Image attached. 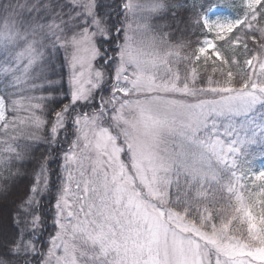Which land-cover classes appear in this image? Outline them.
Returning a JSON list of instances; mask_svg holds the SVG:
<instances>
[{"label": "snow or ice", "instance_id": "1", "mask_svg": "<svg viewBox=\"0 0 264 264\" xmlns=\"http://www.w3.org/2000/svg\"><path fill=\"white\" fill-rule=\"evenodd\" d=\"M197 7L0 3V169L26 158L19 130L47 136L31 177L0 171V264H264V170L240 182L264 148V0L230 19ZM138 9L177 27L193 11L212 38L181 55L190 43L167 44L151 17L126 23Z\"/></svg>", "mask_w": 264, "mask_h": 264}, {"label": "trees", "instance_id": "2", "mask_svg": "<svg viewBox=\"0 0 264 264\" xmlns=\"http://www.w3.org/2000/svg\"><path fill=\"white\" fill-rule=\"evenodd\" d=\"M205 0H203L201 3H199L197 0H162V2L170 7L172 4H175L177 2L183 3L188 9H191V6L195 3L197 7V11L199 9V5L204 4ZM6 0H0V3H5ZM155 20H159V28L162 29L163 33L167 32L170 33L169 36H167L171 41L173 40H185L190 41L193 40L197 36V31H200L198 26L195 25V13L193 11H183L177 13V19L181 21L179 24V27H177L176 23L172 19V13L168 11H161L156 17H154ZM165 25H170V27H166ZM202 36V35H200ZM222 43V42H220ZM249 46L251 47L252 44L249 42ZM192 65H195L197 67V70L200 64H197V62H192ZM210 74V69L208 70ZM63 78H64V89L67 90L68 83H67V74L65 72V69L63 71ZM27 95H40V93H26ZM32 135L36 137L35 140L29 139L27 137L24 141L23 138H20L13 143H15L18 146V150L21 152L26 153V158L21 163H13V165L7 169H0V171L3 172V177L7 178L10 175L14 174L17 169L20 171H27L29 176L31 177L36 171L39 170L40 164L44 160V156L42 155L45 153L47 145L45 143V140L47 139L46 136V129L42 128V130H39L36 132L34 130L31 132ZM66 146H68L66 144ZM67 148V147H66ZM56 170V172H58ZM51 180L53 182H56V173H52ZM27 183V181L25 182Z\"/></svg>", "mask_w": 264, "mask_h": 264}, {"label": "rangeland", "instance_id": "3", "mask_svg": "<svg viewBox=\"0 0 264 264\" xmlns=\"http://www.w3.org/2000/svg\"><path fill=\"white\" fill-rule=\"evenodd\" d=\"M134 2L138 3L140 5H147V4L150 3V0H134ZM216 2H217L216 4L218 5V8L213 7L211 9V12L209 13V15H211L212 19H217V18H220V19L229 18L230 19V18H234L235 16H237L240 13V6H241V3H242V0H217ZM233 6L237 9L236 11L232 8ZM159 13L150 14V13H148L145 10L138 9L135 14H131L130 13L128 15V19H127L126 23L132 24L133 28H135L137 24L144 23L145 18L151 17L148 20V23L152 26V33H155V34L159 35V34H162L163 31H162L161 28H159V20L157 22V20L154 19V17H156V15H158ZM2 22L3 21L0 20V23H2ZM140 34L141 33H138V35H140ZM211 38L212 37L210 36L207 39H211ZM164 39L167 41V44H169V45H180V44L187 45V44L190 43L191 47L185 46L184 48H182L180 50L181 51V55H184V54L191 55V53L194 52L196 50V48H198L200 46L199 43H196V41H198V37H196V38H194L193 40H190V41H185V40H173V41H171L168 37H164ZM204 39H206V38H204ZM217 43L219 44L220 42H217ZM193 61L196 62L194 59H193ZM179 66H180L181 72L183 73V71L185 70L186 62L183 61V60L180 61V65ZM192 66H193L192 64H187V68L189 70H190V68ZM64 69H65L66 74L68 73L67 74V81H68L69 69H68L67 66ZM198 69H199L198 72L201 74V76H204L205 75V68H204L202 62L200 63ZM207 74H209V72ZM107 87L108 86H106V88H105V92L102 93L103 95H107L108 94ZM22 115H23V113H22ZM34 130H36V132H38L39 130H42V128H40V129L22 128L21 130H19L17 132V135H19L18 139L23 138L24 141H25V139L27 137L32 135L31 132H33ZM61 140L63 141V135L61 136ZM66 144L67 143L63 144L64 148L67 147ZM258 146H260V145H258ZM258 150H259L260 154H262L264 152V149L262 147L259 148ZM53 156H58V153H53ZM50 167L52 169V173H56V170L59 169V166H58V164L55 161L51 162ZM250 168H251L250 165H244V171L248 173V177H246L244 180L240 181L241 183L247 184L249 188L252 187V183H251L250 177L252 176V173H253V171ZM261 170H264V167L258 169L256 173H258ZM237 175L238 176L240 175L239 170H237ZM256 183L259 184V183H264V182L257 181ZM242 226H243L242 228L246 231V227L247 226L246 225H242Z\"/></svg>", "mask_w": 264, "mask_h": 264}]
</instances>
